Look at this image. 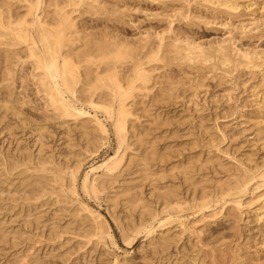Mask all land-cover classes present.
I'll use <instances>...</instances> for the list:
<instances>
[{
    "label": "rangeland",
    "instance_id": "1",
    "mask_svg": "<svg viewBox=\"0 0 264 264\" xmlns=\"http://www.w3.org/2000/svg\"><path fill=\"white\" fill-rule=\"evenodd\" d=\"M233 1L238 7L229 10L195 0H99L100 12L81 9L74 11L73 16L88 31L114 30L131 39H149L153 45L159 35L176 32L183 40L189 38L205 47L227 45L231 56L247 51L264 63V0ZM14 4L20 12L24 10L22 2L14 0ZM7 54L12 60V51L1 45L0 264H255L264 260L263 179H253L245 193L203 209L147 220L145 229L136 234L139 212L130 210L124 189L130 187L132 193L150 202L154 213L162 209L151 179H143L137 166L124 164L112 187L97 197L86 193L82 186L86 176L89 180L108 178L103 164L119 148L114 118L85 100L73 99L76 109L83 110L82 116L66 121L58 118L50 108L47 110L44 95L31 76L30 62L12 65L14 80L2 79ZM168 68L182 81L202 79L205 86L193 101V89L186 90L187 84L180 86L178 98L155 102L150 110L139 113L141 118L134 124L138 129L146 128L149 137H156L161 150L167 147L171 153L169 165L185 164L187 160L194 163L196 181L191 185L183 176H177L172 181L178 191L190 198L196 183L208 190L216 181L227 179L236 167L244 165L252 171L261 167L264 129L259 139L257 128L264 126V98H258L259 102L255 94L262 78L259 70L254 68L256 73H250L242 66L228 70L222 63L216 70L193 68L187 63L179 66L176 62ZM95 120L105 126L107 138L87 147L84 132L94 130ZM192 141L197 145H191ZM16 163L20 166L14 167ZM42 163L78 168L76 197L87 207L81 213L94 214L107 224L109 235L103 242L93 239L85 243L89 237H84L80 226L88 228L92 222H80V204L69 200L73 196L68 185L69 199L61 197V203L55 194L36 197L37 184L40 187L53 182L47 178L53 173L41 177L44 174L34 169V165L39 167ZM237 202L241 204L238 206ZM216 210L222 213H214ZM232 213L236 215L232 217ZM165 240L167 245L161 246Z\"/></svg>",
    "mask_w": 264,
    "mask_h": 264
},
{
    "label": "bare ground",
    "instance_id": "2",
    "mask_svg": "<svg viewBox=\"0 0 264 264\" xmlns=\"http://www.w3.org/2000/svg\"><path fill=\"white\" fill-rule=\"evenodd\" d=\"M18 1L23 3L24 10L22 12L14 6V0H0V51L1 45H5L6 51L10 49L13 54L12 60L9 58V54L6 56L7 72L5 70L2 79L14 80L15 73L12 65L30 62L32 65L31 76L35 79L34 83L38 84V90L44 95L47 110L50 108L58 118L66 121L71 117L78 119L79 116H82L83 110H77L71 102L72 99L74 101L85 100L93 107L100 108L108 117L114 118V131L119 148L115 152V156L103 164L108 178L89 180V177L86 176L82 186L86 193L97 197L102 191L107 192V189L112 187L113 180L119 175L124 164L137 166L143 179H151L162 209L154 213V207L150 202L146 203L136 192L132 193L130 187L124 189L123 193L126 195V201L130 203V210L139 212V226L134 230L136 234L141 229H145L147 220L187 209H203L214 202L245 193L253 179L264 180V161L262 166H256L254 171L243 165L229 172L227 179L216 181L217 183L212 189L207 190L205 186H198L201 183L198 185L196 183L193 187L192 198L185 197L178 191L173 179L181 175L185 182L193 185L196 181L194 163L187 160L185 164L177 162L169 165L167 161L171 158V153L167 147L161 150L156 137H149L146 128L138 129L134 124L135 120H140V112L150 110L155 102L171 99L173 96L178 98L180 86L187 84L185 85L187 86L186 90L193 89L190 94L192 101L194 97L198 96L199 89L205 86L202 79L193 82L182 81L172 68H168L174 62L179 66L187 63L193 68L200 67L210 70L218 69L222 63L228 70L242 66V68H248L250 73L255 68L262 76L260 84L256 85L255 94L258 100V98H264L263 61L256 59L247 51H239L231 56L227 45L217 44L205 47L193 40L190 41L189 38L183 40L176 32L170 36L159 35V41L153 45L149 39L145 38L144 41L131 39L114 30L88 31L80 24L78 18L73 16V12L76 10L81 12V9H94L98 13L101 8L99 0ZM195 1L200 4H211V6H223L229 10L238 7L233 0ZM166 67L167 70H165ZM95 122L96 127L93 131L84 132L88 140L87 147L97 140L107 138L105 126L99 120H95ZM154 123L156 122L154 121ZM256 123L261 124V121H256ZM200 127L203 125L201 124ZM262 128L264 129L262 125L257 128L259 139H261ZM206 132L208 131L206 130ZM95 133H97L96 137ZM212 143L209 146H212ZM191 145L196 146L197 143L192 141ZM191 147L193 148V146ZM134 149H137L136 153L128 152V150L133 151ZM197 160H201V158ZM157 164L160 166L156 169ZM15 166L19 167L20 164L16 163ZM25 166L29 169L28 164L25 163ZM55 166L49 165V163H42L39 167L34 165L35 170L44 174L41 177H45L47 172L53 173L52 177L46 176L50 181H53L52 184L45 182L46 185L40 187L37 184L38 189L34 190V194L37 198L55 194L56 201L61 203L64 201L61 197L69 199L66 191V185H68V192L73 196L69 200L80 204V213L77 215L80 222H92L88 228L84 225L80 226V229L84 231V237H89L85 243L93 239L96 243L103 242V239L109 235L107 224L101 222L94 214L89 216V214L81 213L87 211V207L76 197L78 168L70 167V165L67 168ZM202 167L203 164L199 170H202ZM196 191H198V195ZM69 200L66 202H70ZM234 201L232 200L231 203L234 204ZM237 204L239 206L241 203L237 202ZM228 210L230 211V209ZM220 211L222 213V210H216L214 213ZM232 211L236 212L235 209ZM233 213L232 217L236 215ZM228 214L230 215L229 212ZM237 214L239 213L237 212ZM165 218L162 220L164 221ZM165 245H167L166 240L161 242V246ZM220 252L222 251L220 250ZM224 253L226 254V251ZM219 255L221 256V254ZM207 256L209 257V255ZM207 256L205 255V257ZM236 258L234 259L237 261ZM215 259L217 258L215 257ZM225 261H227V256ZM255 264H264V260L256 261Z\"/></svg>",
    "mask_w": 264,
    "mask_h": 264
}]
</instances>
